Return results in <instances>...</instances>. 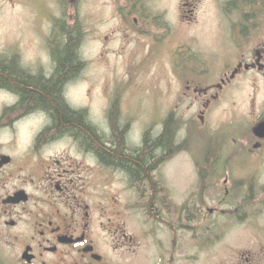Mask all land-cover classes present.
Masks as SVG:
<instances>
[{
	"label": "flooded vegetation",
	"instance_id": "obj_1",
	"mask_svg": "<svg viewBox=\"0 0 264 264\" xmlns=\"http://www.w3.org/2000/svg\"><path fill=\"white\" fill-rule=\"evenodd\" d=\"M84 1L68 5L66 0H56L58 13L47 10L57 37L47 39L43 57H28L29 47L16 43L0 48V60L16 63L32 77L54 76L57 29L67 24L64 17L73 9L70 29L77 33L81 67L63 85L68 107L85 113L88 123L105 134L111 132L110 117L116 110L117 127L134 146H140L146 135L159 136L168 121L177 128L181 119L175 109L168 111L164 122L160 112V130L148 134L146 125L137 123L142 119L137 118L140 109L104 106L98 112L67 102L70 87L83 70ZM162 1L110 0L111 22L116 23L102 42L100 57L120 54L132 77H141L155 64L164 65L177 82L174 91L164 92L170 98L167 106L196 109L202 127L214 108L237 106L230 103L233 89L248 80L252 94L243 106L250 108L239 120L230 121L234 127L226 128L220 141L223 150L211 155L217 169L204 175L208 150H203V141L194 156L197 185H189L178 199V190L161 169L174 152L151 172V185L134 181L128 170L105 163L71 132L46 138L51 116L44 109L20 112L19 96L10 86L0 85V264H179L185 236L192 264V222L206 218L205 208L207 215L229 213L233 219L246 215L255 220L263 215L264 180L260 183L259 178L264 167V127H258L264 123V0ZM202 4L209 8L205 17L214 32L203 40L204 49L194 33ZM90 20L87 26L94 37L96 19ZM183 137L176 132V147L185 143H177ZM231 161L239 170L248 163L250 178L243 181L244 173H226ZM219 181L222 193L218 197ZM197 191L204 193L202 199ZM192 197L197 198L193 209ZM207 202L234 209L209 208ZM204 226L198 228L200 239L206 235ZM218 264H264V246L236 249Z\"/></svg>",
	"mask_w": 264,
	"mask_h": 264
},
{
	"label": "rangeland",
	"instance_id": "obj_2",
	"mask_svg": "<svg viewBox=\"0 0 264 264\" xmlns=\"http://www.w3.org/2000/svg\"><path fill=\"white\" fill-rule=\"evenodd\" d=\"M71 3L73 0H66ZM165 0L162 1V3ZM68 3V5H70ZM48 5V7H47ZM82 15L85 24H83L85 33V47L83 51V70L80 80L75 82L67 95V102L70 106H81L98 112L104 106H119L124 109H140L142 112L138 114L142 117L137 123L146 125V132L154 134L156 129L161 128L160 117L163 114V122L169 110H177L179 121L176 132L183 139H178L177 143L186 140L185 143L178 145V149L174 151L162 165V172L170 184L178 190V199L185 196L189 185L196 186V172L194 167V156L204 141V149L209 150L210 147H216L217 151L223 150L220 144L226 132V128L231 124L232 119H240V116L248 111L250 106H243L249 103L252 94L250 83L248 80L240 81L233 89V99L230 93L228 103H234L237 106H219L213 109L208 122L204 127L201 126L196 109L187 111V106H167L170 101L168 93L164 92L169 89L174 91L177 88V82L169 76L164 65H153L141 77H132L127 73L123 56L120 54L108 53L104 57H100L102 50V42L109 33L110 28L116 23L111 22L112 4L110 0H85L83 2ZM202 9L198 11L197 23L195 25V36L201 42L199 48L204 49L203 40L208 37L207 34H213L207 26L208 21L206 15L208 10ZM50 10L58 13L56 0H0V48L4 46H12L20 44L28 46V57L38 59L45 55L44 45L47 39L56 38L57 34L52 31V24L48 22L47 16ZM204 11V15H203ZM60 15V14H59ZM57 15V17L59 16ZM74 17L73 9H69L64 17L67 26L71 27L72 18ZM96 19L97 34L91 37L90 28L91 20ZM102 20V21H98ZM127 78H132L127 79ZM126 79V80H125ZM161 112V113H160ZM145 119V122H142ZM188 122V125H184ZM159 125V126H158ZM234 126H230L232 129ZM179 129V131H177ZM179 138V136H178ZM190 141H192L190 145ZM237 145L234 144L235 149ZM244 169L239 170L238 166L231 161L226 173H244L243 181L250 178L252 171L250 165L245 163ZM243 170V171H242ZM219 173V172H218ZM260 177V183L264 180ZM241 177V176H240ZM216 177V179H218ZM204 182H207L204 181ZM209 182V181H208ZM254 182L256 183L255 179ZM209 187L212 188V185ZM261 191L263 188L259 187ZM222 186L219 181L216 187V195L222 193ZM214 191H210L213 193ZM203 193V192H202ZM201 197V191H197ZM221 196V195H220ZM260 197H263L260 196ZM192 204H197V198ZM209 208L220 207L221 209H234L230 206H221L219 203L207 202ZM206 218L195 219L194 225V248L192 264H218L226 260L236 249L264 246V211L259 218L252 220L246 215L231 218L228 213L223 216L220 213L207 215V209L203 210ZM203 223H202V222ZM254 221V225L252 223ZM206 229V235L200 239L197 236L198 228ZM212 224H215L212 226ZM187 238H184L183 250L180 252L179 264H190L187 259L186 248Z\"/></svg>",
	"mask_w": 264,
	"mask_h": 264
},
{
	"label": "trees",
	"instance_id": "obj_3",
	"mask_svg": "<svg viewBox=\"0 0 264 264\" xmlns=\"http://www.w3.org/2000/svg\"><path fill=\"white\" fill-rule=\"evenodd\" d=\"M57 30L59 35L54 51L57 71L54 76L49 79L32 77L21 71L16 63L0 60V85L10 86L19 96L20 112L44 109L51 116L52 122L50 130L45 133L46 138L71 132L86 148L97 151L105 163L121 166L128 170L132 180L142 183L146 181L148 186L151 185V172L178 149L174 143L176 127L168 121L159 136L152 139L146 135L140 146H134L128 142L125 131L117 127L116 110L110 117L111 132L108 134L92 127L85 113L71 110L62 89L64 83L81 67L77 58L78 37L76 31L66 24ZM215 150L213 146L208 150L204 163L205 176L213 174L217 169V164L210 162Z\"/></svg>",
	"mask_w": 264,
	"mask_h": 264
}]
</instances>
